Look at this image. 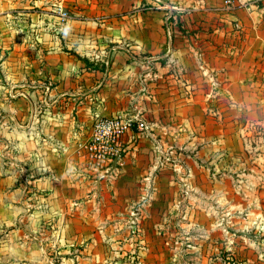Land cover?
I'll return each mask as SVG.
<instances>
[{
    "label": "rangeland",
    "instance_id": "rangeland-1",
    "mask_svg": "<svg viewBox=\"0 0 264 264\" xmlns=\"http://www.w3.org/2000/svg\"><path fill=\"white\" fill-rule=\"evenodd\" d=\"M224 1L205 8L170 3L166 31V5H159L157 26L135 25V18L151 16L141 13L150 5L146 0H0V114L10 108L5 100L31 95L39 102L44 85L78 78H57L58 66L78 73L81 55H89L94 60L85 64L105 71V57L121 50L132 66L146 70L138 115L168 129L144 134L157 163L168 160L163 171L176 188L175 201L154 213L144 232L132 208L116 215L98 209L91 225L109 228L102 240L108 248L80 251L79 240L65 233L79 225L67 212L10 219L11 227L32 233L18 236L48 248L45 264H264V44L249 42L253 34L240 15L220 14L221 7L232 9ZM258 13L264 17V9ZM169 46L186 54L168 55ZM135 69L127 79H135ZM95 75V83L104 80ZM136 94L124 91L126 116ZM14 207L49 209L38 199L30 208Z\"/></svg>",
    "mask_w": 264,
    "mask_h": 264
},
{
    "label": "crops",
    "instance_id": "crops-1",
    "mask_svg": "<svg viewBox=\"0 0 264 264\" xmlns=\"http://www.w3.org/2000/svg\"><path fill=\"white\" fill-rule=\"evenodd\" d=\"M146 1L150 5L141 13L143 15L149 13L151 16L145 19L135 18L136 26L143 24L157 26L158 10L159 7H163L159 5H166L169 8L170 3L182 6L197 2L204 8L211 5L219 7L224 0ZM229 1L232 8L230 14L227 13L228 7L219 8L220 14L234 19L240 15L243 21L238 19L239 23L241 24L242 21L246 30L253 34L249 42L253 43L259 39V43L264 44V17L258 13V10L264 9V0ZM258 6L262 8L259 9ZM170 11L173 12L169 8L168 14ZM171 16L167 22L166 17L164 18L163 26L166 31L169 22L172 21ZM255 20H258L259 24ZM167 53L178 56L181 53L186 54V51H176L169 46ZM81 56L83 64L78 73L72 70L66 71L65 67H57L62 68L57 78L60 76L64 78L69 74L78 78L74 77L71 78L73 80L68 81L66 77L65 81L54 82V87L44 85L43 96L39 102L31 95L5 100L10 104V108L0 114V235H3L0 236V261L4 263L13 260L21 264H41L42 260V264H45L47 261L45 251L48 248L40 239L38 242L28 241L25 236H18L21 232L25 234L28 231L11 227L10 219L15 217L29 218L33 217L35 212L38 213L36 217L39 218L53 214L58 217V215L64 216L67 212L68 217L79 225L71 226V229H66L65 233L79 240L76 242V247L80 251L98 249V247L106 250L109 243L104 244L102 240L106 239L105 234H108L109 228L92 226L90 221L94 219L98 209L116 215L132 208L137 212L136 219L142 218L141 227L144 225V229L138 228L141 233L145 231V223L151 221L149 219L153 218L154 213L161 214L165 203L169 202L172 205L175 201L172 191L176 188L172 187L173 181L169 180L170 177H167L166 172L163 171L165 164L167 167L168 160L165 161L163 158L161 165L157 163L152 153L153 144L142 132L136 130L125 132L120 139L121 154L118 161L115 160L118 157H114L100 172H93L85 166L78 143L91 135L94 116L127 114L124 107L127 106L129 99L123 98V94L125 90L131 88L137 90V94L134 98L136 101L131 102L132 110L128 111L130 112L128 115L140 114L141 110L138 107L143 106L141 105L143 101L139 90L148 84L144 77L146 70L141 71L135 65L132 66L128 59L129 55L124 51L111 52L110 59L105 57L106 61L103 60L106 65L105 71L85 64L93 61L94 57ZM130 56L135 58L131 54ZM216 58L220 59L219 64L223 63L222 57ZM235 61L236 59L232 58L231 62ZM68 63L73 62L69 59ZM69 67L71 68V65ZM45 68L53 69V67ZM134 68H136L135 79H127ZM218 68L222 70L221 66ZM95 74L105 75L101 79L104 80L95 83ZM61 87L63 92L54 93L55 89ZM110 91L116 92L110 93ZM16 103L27 106L26 111L16 109ZM148 123L151 125V130H154L153 134L167 133V127L160 125V121V124L156 121H148ZM160 152L164 151L160 150ZM37 199L38 202L47 203L49 209L15 210L16 204L23 207L28 205L30 208L31 202ZM101 236H104V239ZM64 246L70 247L67 244ZM57 247L61 248L62 245ZM4 248L8 250L5 251L7 255L2 252Z\"/></svg>",
    "mask_w": 264,
    "mask_h": 264
},
{
    "label": "built area",
    "instance_id": "built-area-1",
    "mask_svg": "<svg viewBox=\"0 0 264 264\" xmlns=\"http://www.w3.org/2000/svg\"><path fill=\"white\" fill-rule=\"evenodd\" d=\"M92 127L91 135L80 140L78 146L85 166L93 172L102 170L106 163L119 156L120 139L125 132L136 130L148 133L150 128L149 123L138 114L95 115Z\"/></svg>",
    "mask_w": 264,
    "mask_h": 264
},
{
    "label": "water",
    "instance_id": "water-1",
    "mask_svg": "<svg viewBox=\"0 0 264 264\" xmlns=\"http://www.w3.org/2000/svg\"><path fill=\"white\" fill-rule=\"evenodd\" d=\"M171 14H172V12L170 11L169 14H168V16L165 18V21H166V22H167L169 16H171ZM115 160H116V159H115Z\"/></svg>",
    "mask_w": 264,
    "mask_h": 264
}]
</instances>
